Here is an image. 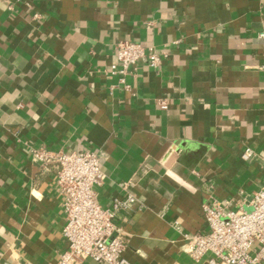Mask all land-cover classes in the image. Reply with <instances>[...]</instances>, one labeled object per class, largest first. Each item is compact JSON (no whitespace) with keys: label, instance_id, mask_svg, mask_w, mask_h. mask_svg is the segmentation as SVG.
I'll return each mask as SVG.
<instances>
[{"label":"crops","instance_id":"0c3cea01","mask_svg":"<svg viewBox=\"0 0 264 264\" xmlns=\"http://www.w3.org/2000/svg\"><path fill=\"white\" fill-rule=\"evenodd\" d=\"M123 41L161 59L130 90L110 73ZM0 69V264L68 248L35 148L98 153L97 202L137 201L115 220L134 264H210L184 251L203 205L250 211L264 188V0H0Z\"/></svg>","mask_w":264,"mask_h":264},{"label":"built area","instance_id":"2783aa9c","mask_svg":"<svg viewBox=\"0 0 264 264\" xmlns=\"http://www.w3.org/2000/svg\"><path fill=\"white\" fill-rule=\"evenodd\" d=\"M141 61L155 68L161 59L153 48L119 42L110 73L118 76L125 89L130 90L126 78ZM161 108L166 110L168 106L163 103ZM30 154L41 168L54 169L56 184L63 196L66 217L63 236L68 248L60 256L59 264H82L87 259L97 264H134L125 256L126 245L115 220L119 213L130 211L137 201L128 195L115 199L108 208L97 202L95 187L104 179L98 153L35 148ZM242 157L251 161L254 153L247 149ZM249 205L250 211H233L216 201L203 205L209 231L184 235V251L195 262L209 254L210 264H264V188L252 196Z\"/></svg>","mask_w":264,"mask_h":264}]
</instances>
